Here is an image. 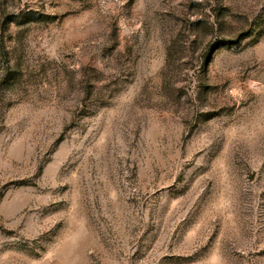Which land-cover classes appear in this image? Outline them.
Here are the masks:
<instances>
[{
  "label": "rangeland",
  "instance_id": "rangeland-1",
  "mask_svg": "<svg viewBox=\"0 0 264 264\" xmlns=\"http://www.w3.org/2000/svg\"><path fill=\"white\" fill-rule=\"evenodd\" d=\"M0 264H264V0H0Z\"/></svg>",
  "mask_w": 264,
  "mask_h": 264
}]
</instances>
